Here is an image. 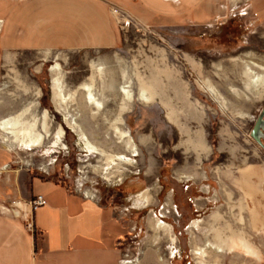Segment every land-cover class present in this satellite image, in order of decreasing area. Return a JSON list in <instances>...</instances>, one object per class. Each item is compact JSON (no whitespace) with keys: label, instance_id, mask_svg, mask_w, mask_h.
<instances>
[{"label":"rangeland","instance_id":"1","mask_svg":"<svg viewBox=\"0 0 264 264\" xmlns=\"http://www.w3.org/2000/svg\"><path fill=\"white\" fill-rule=\"evenodd\" d=\"M247 8L240 4L228 14L225 4L223 17L209 26L181 28L154 27L117 10L119 47L0 50V98L11 105L0 122L28 110L24 121L36 122L43 136L41 148L27 150L0 131L5 169L60 182L114 208L128 231L123 264H197L193 252L212 239L213 228L246 238L260 260L246 257L239 245L235 253L210 252V263L264 264V127L261 143L252 137L257 120L264 121V98L247 92L243 78L249 62L264 66V20ZM55 66L65 103L54 101ZM206 83L225 99L222 105ZM84 85L101 110L87 103ZM144 88L154 95L151 105L139 100ZM66 118L109 155L125 152L119 132L128 133L138 154L128 155L134 164L96 171L107 162L82 150ZM159 221L169 233L151 230ZM196 221L200 228L193 230Z\"/></svg>","mask_w":264,"mask_h":264},{"label":"crops","instance_id":"2","mask_svg":"<svg viewBox=\"0 0 264 264\" xmlns=\"http://www.w3.org/2000/svg\"><path fill=\"white\" fill-rule=\"evenodd\" d=\"M225 4L228 14L244 4L264 20V0H6L0 50L113 49L124 40L117 10L154 27L181 28L209 26ZM10 110L0 98V116ZM7 165L0 157V264H123L128 231L114 208ZM39 197L44 204L34 208Z\"/></svg>","mask_w":264,"mask_h":264},{"label":"bare ground","instance_id":"3","mask_svg":"<svg viewBox=\"0 0 264 264\" xmlns=\"http://www.w3.org/2000/svg\"><path fill=\"white\" fill-rule=\"evenodd\" d=\"M239 63V62H237ZM246 65V64H244ZM254 68H257L261 72H264V66L250 63L246 65V70L243 72V78L246 80H249L246 85V91L253 93L257 98H264V74H256L254 73L251 66ZM54 80H53V87H54V101L57 102H66L67 99L62 96L63 90L59 88L60 86V80L58 78V71H60L59 66H55L52 69ZM245 81V80H244ZM207 90L209 94L213 97V99L220 103L221 105L224 103V98L219 94V92L211 87L209 84L206 83ZM226 86V85H225ZM61 87V86H60ZM245 88V87H244ZM59 89L61 90L59 92ZM81 90L85 91L87 93L86 100L89 105L95 106L98 110L102 109V105L97 102L94 95L90 91L89 87L87 85L81 86ZM229 90V89H228ZM233 90V89H232ZM236 92L235 90H233ZM62 92V93H61ZM232 92V91H231ZM61 93V94H60ZM148 92L144 90L141 91L139 95V100L144 103L145 105H151L154 95L153 94H147ZM236 94V93H235ZM238 94V93H237ZM129 101L132 102V98L129 96ZM63 105V104H60ZM58 104V103H57ZM58 106V107H59ZM63 107V106H62ZM28 110H25L21 113H19L16 116L8 117L0 122V131H3L5 134L8 135V139L5 140L7 142H10L11 145H16L18 148H24L27 150H36L43 146V136L38 133L37 129V123H27L24 121V116H26ZM67 117V116H66ZM171 120L174 121L173 116H170ZM66 122L68 123L67 127L71 129V131L77 136L79 140V145L82 147V150L86 152L88 155H97L100 156L104 161L107 163L102 166H97L94 169L96 171H104L105 166L107 168H110L111 166H115L118 164H126V165H133L134 161L130 158H128V155L130 157H137V150L135 148V143L133 139L131 138L128 133L119 132L120 135V145H123L125 152H121L115 155H109L106 154L103 151H100L99 149L95 148L93 145H90L89 140L84 133V131L77 125L76 121L73 119L66 118ZM44 131H47L45 124L43 125ZM118 132V131H117ZM42 133V132H41ZM64 132L60 131L59 138L57 143L61 141L63 138ZM5 142V141H4ZM56 143V144H57ZM7 145V144H6ZM58 145V144H57ZM119 145V146H120ZM142 201L149 206V199L147 196H144ZM239 212L241 215L244 214V204L242 201L238 203ZM219 217L214 216L212 218V223H217ZM241 224H244L243 217L240 219ZM201 222H194L191 225V228L193 230H197L200 228ZM214 225H212L213 227ZM216 229V228H215ZM213 228L211 234L212 239L205 244L202 248H196L193 252L195 260L197 261V264H219L217 260H214L213 263H210L208 260L210 259V252L214 251L217 255H223L226 252L235 253L236 248L239 247L242 249L244 255L248 258H256L257 260H260V255L257 252V250L250 244L249 241H247L244 237H236V235L228 234L224 235L219 230H215ZM151 230L158 233H169V226L163 222H158L157 224L151 225Z\"/></svg>","mask_w":264,"mask_h":264},{"label":"water","instance_id":"4","mask_svg":"<svg viewBox=\"0 0 264 264\" xmlns=\"http://www.w3.org/2000/svg\"><path fill=\"white\" fill-rule=\"evenodd\" d=\"M264 127V121H263V116H261L256 124H255V127L253 129V132H252V137L253 139H255L258 143H261L260 142V132H261V129Z\"/></svg>","mask_w":264,"mask_h":264},{"label":"built area","instance_id":"5","mask_svg":"<svg viewBox=\"0 0 264 264\" xmlns=\"http://www.w3.org/2000/svg\"><path fill=\"white\" fill-rule=\"evenodd\" d=\"M87 197V195H86ZM44 204V200L42 197H39L37 198L34 202H33V205L35 208L39 207V206H42ZM29 228H31V225H29Z\"/></svg>","mask_w":264,"mask_h":264}]
</instances>
